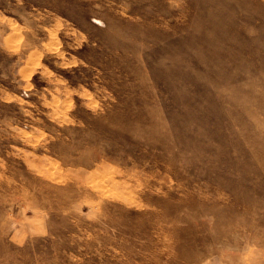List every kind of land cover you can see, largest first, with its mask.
<instances>
[{
    "label": "rangeland",
    "instance_id": "1",
    "mask_svg": "<svg viewBox=\"0 0 264 264\" xmlns=\"http://www.w3.org/2000/svg\"><path fill=\"white\" fill-rule=\"evenodd\" d=\"M263 183L264 0H0V264H261Z\"/></svg>",
    "mask_w": 264,
    "mask_h": 264
},
{
    "label": "bare ground",
    "instance_id": "2",
    "mask_svg": "<svg viewBox=\"0 0 264 264\" xmlns=\"http://www.w3.org/2000/svg\"><path fill=\"white\" fill-rule=\"evenodd\" d=\"M238 168V167H237ZM239 169V168H238ZM264 184V183H263ZM264 245V244H263ZM230 255H232V256H234V254L232 253V254H230ZM263 255H264V253L263 254H260L259 256H255L254 257V263H261V264H264V257H263ZM226 256V255H225ZM252 260V261H253Z\"/></svg>",
    "mask_w": 264,
    "mask_h": 264
}]
</instances>
